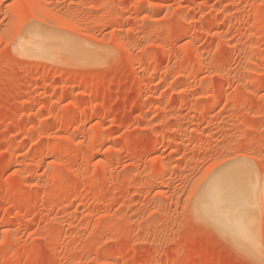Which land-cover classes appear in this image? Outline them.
I'll list each match as a JSON object with an SVG mask.
<instances>
[{
	"label": "rangeland",
	"instance_id": "obj_1",
	"mask_svg": "<svg viewBox=\"0 0 264 264\" xmlns=\"http://www.w3.org/2000/svg\"><path fill=\"white\" fill-rule=\"evenodd\" d=\"M233 163L255 254L196 210ZM0 240V264H260L264 0H0Z\"/></svg>",
	"mask_w": 264,
	"mask_h": 264
},
{
	"label": "bare ground",
	"instance_id": "obj_2",
	"mask_svg": "<svg viewBox=\"0 0 264 264\" xmlns=\"http://www.w3.org/2000/svg\"><path fill=\"white\" fill-rule=\"evenodd\" d=\"M21 42L19 50L21 52L26 51V53L37 48L35 45L37 44L38 46L39 43L35 44L32 42L35 46V48H32L29 41H27L29 43L27 44L29 45L28 47L25 45L26 42ZM38 50L35 49L31 52L36 51V53H39ZM251 173L250 167L246 165H234L233 163V165L224 166L212 175L199 190L196 210H198L201 218L217 228L220 233L223 235L227 234L226 237H229L230 240L233 239L236 242L234 245L236 244V247L240 248V250L255 254L257 252V247L253 240L255 232H253L251 227V220L254 215H252V218L249 215L247 216V207L253 203L252 199L255 190V183L252 181ZM256 186L258 188L257 184ZM256 194L258 193L256 192ZM229 234H232L231 238Z\"/></svg>",
	"mask_w": 264,
	"mask_h": 264
},
{
	"label": "snow or ice",
	"instance_id": "obj_3",
	"mask_svg": "<svg viewBox=\"0 0 264 264\" xmlns=\"http://www.w3.org/2000/svg\"><path fill=\"white\" fill-rule=\"evenodd\" d=\"M145 18L147 19V17H145ZM57 138L58 139H65L66 137H57ZM50 163L53 164V165H56L58 167H62V164L59 161H51ZM215 167H216V165H213V168H215ZM209 171H211V169ZM16 175H17L16 171H14V170L13 171H9L6 174L5 179L6 180H11ZM0 244H3V240H0ZM260 255H261L260 264H264V249H261Z\"/></svg>",
	"mask_w": 264,
	"mask_h": 264
}]
</instances>
